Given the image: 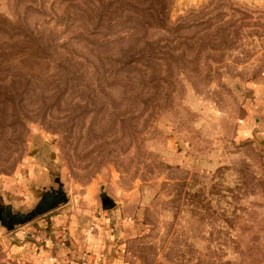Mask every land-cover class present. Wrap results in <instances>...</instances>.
Instances as JSON below:
<instances>
[{
    "label": "rangeland",
    "instance_id": "obj_1",
    "mask_svg": "<svg viewBox=\"0 0 264 264\" xmlns=\"http://www.w3.org/2000/svg\"><path fill=\"white\" fill-rule=\"evenodd\" d=\"M60 189L0 264H264V0H0V205Z\"/></svg>",
    "mask_w": 264,
    "mask_h": 264
},
{
    "label": "water",
    "instance_id": "obj_2",
    "mask_svg": "<svg viewBox=\"0 0 264 264\" xmlns=\"http://www.w3.org/2000/svg\"><path fill=\"white\" fill-rule=\"evenodd\" d=\"M66 201L65 192L60 189L58 191L45 192L35 209L27 214L15 213L12 206L5 207L0 205V221L5 228L11 231L18 225H23L38 216L49 213ZM114 207L115 203L111 199L106 198L103 200L104 210H111Z\"/></svg>",
    "mask_w": 264,
    "mask_h": 264
}]
</instances>
